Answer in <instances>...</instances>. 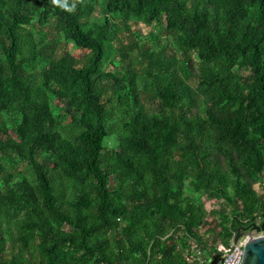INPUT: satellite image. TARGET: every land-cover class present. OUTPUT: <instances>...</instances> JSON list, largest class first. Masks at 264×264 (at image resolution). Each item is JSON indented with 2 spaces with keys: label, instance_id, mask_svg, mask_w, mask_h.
Wrapping results in <instances>:
<instances>
[{
  "label": "trees",
  "instance_id": "1",
  "mask_svg": "<svg viewBox=\"0 0 264 264\" xmlns=\"http://www.w3.org/2000/svg\"><path fill=\"white\" fill-rule=\"evenodd\" d=\"M258 212L264 0H0V264H197Z\"/></svg>",
  "mask_w": 264,
  "mask_h": 264
},
{
  "label": "built area",
  "instance_id": "2",
  "mask_svg": "<svg viewBox=\"0 0 264 264\" xmlns=\"http://www.w3.org/2000/svg\"><path fill=\"white\" fill-rule=\"evenodd\" d=\"M263 213H257L256 219L251 224L261 225L263 222ZM247 222V220H245ZM238 229L233 231V235L230 241L226 242L223 239H217L216 233L207 230V227H203L199 230L200 236L206 238L209 241L210 246H215V250H206L202 246L201 240L196 237H191L190 245L187 247L184 257L189 263L197 264H210L207 259L211 258L214 254H219L218 264H240V261L245 252V246L250 238L264 236V229L258 230L252 228L251 232H247L236 240ZM182 235V234H180ZM145 264H149L148 262Z\"/></svg>",
  "mask_w": 264,
  "mask_h": 264
},
{
  "label": "water",
  "instance_id": "3",
  "mask_svg": "<svg viewBox=\"0 0 264 264\" xmlns=\"http://www.w3.org/2000/svg\"><path fill=\"white\" fill-rule=\"evenodd\" d=\"M248 228H257L258 230L264 229V220L261 225L250 224L247 227H239L236 240H238L243 234L247 233L246 230ZM219 258V254L212 255L210 258V264H218ZM240 264H264V236L252 237L249 239L245 246V252Z\"/></svg>",
  "mask_w": 264,
  "mask_h": 264
},
{
  "label": "rangeland",
  "instance_id": "4",
  "mask_svg": "<svg viewBox=\"0 0 264 264\" xmlns=\"http://www.w3.org/2000/svg\"><path fill=\"white\" fill-rule=\"evenodd\" d=\"M136 28H140L142 33L145 34L146 36H148L149 28H147L143 24L136 25ZM106 144L109 145V146H116L118 144V137L115 135V136H112V137L108 138V140L106 141ZM223 240L226 241V242L230 241L226 237ZM213 248H214L213 250H215V246H213ZM207 261H210V259L208 258Z\"/></svg>",
  "mask_w": 264,
  "mask_h": 264
},
{
  "label": "flooded vegetation",
  "instance_id": "5",
  "mask_svg": "<svg viewBox=\"0 0 264 264\" xmlns=\"http://www.w3.org/2000/svg\"><path fill=\"white\" fill-rule=\"evenodd\" d=\"M250 225V224H249ZM248 225H243L242 227H247ZM252 231V228H248L247 230H246V232H251Z\"/></svg>",
  "mask_w": 264,
  "mask_h": 264
}]
</instances>
